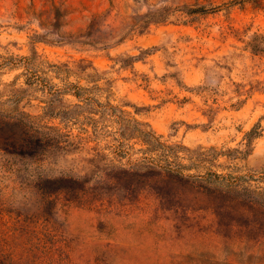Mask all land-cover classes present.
I'll list each match as a JSON object with an SVG mask.
<instances>
[{
  "label": "rangeland",
  "instance_id": "obj_1",
  "mask_svg": "<svg viewBox=\"0 0 264 264\" xmlns=\"http://www.w3.org/2000/svg\"><path fill=\"white\" fill-rule=\"evenodd\" d=\"M119 110L182 165L223 155L147 170ZM3 122L4 264H264V0H0Z\"/></svg>",
  "mask_w": 264,
  "mask_h": 264
},
{
  "label": "trees",
  "instance_id": "obj_2",
  "mask_svg": "<svg viewBox=\"0 0 264 264\" xmlns=\"http://www.w3.org/2000/svg\"><path fill=\"white\" fill-rule=\"evenodd\" d=\"M74 89L76 90L73 94L75 98H81L79 96L80 89L77 88L76 86H73ZM86 101L91 102L92 99H87V98H82ZM93 102V101H92ZM106 108V107H104ZM108 109L111 113L115 111L114 108H106ZM120 116H115L116 117V123L118 124L117 128V138L122 144L123 140L130 139V138H137L139 141L146 147L144 150H141V153L144 155L142 159L138 160L139 163L143 164L144 167L147 170H154V169H159V170H164L168 172L169 176H177L181 178L182 180H188L191 178H194L195 176L192 175H184L182 173L183 170H190L192 168H198V167H204L202 166L203 159H206L207 157H214L218 155H223L222 153H216L214 149L210 148L206 152H192L190 151L191 155L187 156V161L188 165H182L179 162V156L177 154V149H183L188 151L184 147H180L177 145L174 146H167L163 143L160 142V138L158 136H155L154 132L150 129V127L146 124L139 123L135 120H128L124 118L123 112L120 111ZM112 116V115H110ZM14 125L8 123V122H3L0 123V141L3 143V141L10 142L12 143L13 147H18L19 140L16 138L13 134L9 138H4V131L3 128H8L12 130ZM258 136V132L256 130V127L251 129L248 133L245 134L244 140H245V148L246 151L237 152V154H241L244 156L248 155L249 152L251 151V142L252 139L256 138ZM153 152H156L155 154L157 155L156 158H149L147 157L148 154H151ZM203 169V168H202ZM205 170V175L203 176H198L199 180L203 181L205 184L208 185H214L218 188L225 189L226 192L229 194L232 189L236 186L237 182L244 179V176L240 177H230L228 175H221V174H216L207 168ZM244 198H236L234 202L238 203L239 205H243L244 202H242ZM247 204H249L251 207L247 208L250 209L252 212L255 211L256 204L252 198H245ZM245 209V208H243ZM0 264H4L3 262L0 261Z\"/></svg>",
  "mask_w": 264,
  "mask_h": 264
}]
</instances>
